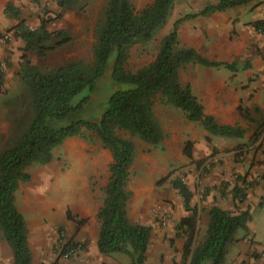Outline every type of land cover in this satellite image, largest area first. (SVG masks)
<instances>
[{
	"label": "trees",
	"instance_id": "16d2710c",
	"mask_svg": "<svg viewBox=\"0 0 264 264\" xmlns=\"http://www.w3.org/2000/svg\"><path fill=\"white\" fill-rule=\"evenodd\" d=\"M174 0H152L136 11L129 0H105L100 19L93 30L91 61L69 62L65 65L41 71L32 66L26 56L34 53L38 59L68 44L70 38L63 31L49 32L50 19H40L29 27L20 18V12L7 2L3 9L6 18L16 21L6 33L22 43L18 80L26 93L29 120L9 143L0 149V235L11 251L14 264H30V252L26 241L25 223L14 204V195L21 183L30 180L27 169L32 165H46L52 160V151L66 139L82 137V130L94 134L110 156L108 179L103 199L96 213L98 231L95 247L103 256L122 254L130 264H145L151 227L131 223L126 215L130 198L126 190L134 144L121 138L117 132L136 138L145 145L157 148L164 134L154 118L155 102L179 110L186 121L198 124L209 137L240 139L244 131L238 125H219L213 117L204 115L201 103L192 94L188 84L182 85L178 72L186 65L204 68H223L231 73L246 69L235 63L209 61L194 49L180 45L178 26L186 19L223 12L248 4L251 0H218L206 5L196 14H185L175 19L170 30L158 43L153 60L130 73L124 70L130 48L145 45L153 40L165 25ZM79 0H56L58 9L75 8ZM251 27L264 32V16ZM4 35L0 34V40ZM109 71V83L115 89L106 98L103 111L96 122L83 119L70 120L80 112L94 91L96 83ZM3 76L0 69V90ZM85 92V96L81 94ZM81 96V97H80ZM79 97V99H78ZM239 112V109H237ZM239 116L241 114H238ZM241 117V116H240ZM259 131L264 121L258 125ZM182 154L191 158V143L184 142ZM264 184V175L260 177ZM171 187L182 198L187 216L175 226L185 237L181 249V264H223L227 246L234 241L237 231H246L250 221L249 209L236 214L211 207L202 240L194 245L197 218L194 207L189 206L191 193L179 180ZM244 201L241 190L232 188V199ZM75 230L81 229L86 219L65 214ZM77 244V243H76ZM74 244H63V249Z\"/></svg>",
	"mask_w": 264,
	"mask_h": 264
},
{
	"label": "rangeland",
	"instance_id": "374dc122",
	"mask_svg": "<svg viewBox=\"0 0 264 264\" xmlns=\"http://www.w3.org/2000/svg\"><path fill=\"white\" fill-rule=\"evenodd\" d=\"M10 1L18 3L20 9H26L25 12L30 15L26 21L33 18L31 24L26 23L29 27H34L40 19H50L47 24L49 32L63 31L70 38L68 44L48 54L44 59H38L34 53H27L26 56L32 66L45 71L69 62L91 61L93 30L101 17L105 0H79L75 8L63 12L58 9L56 0H25V6L19 3L21 0ZM129 1L132 7L139 11L152 0ZM187 10L192 9L183 8L178 4L173 6L165 25L156 33L152 41L130 48L124 70L132 73L149 64L155 56L159 40L170 30L173 21ZM1 22L3 29L0 30V34L6 39L0 40V69L3 76L0 90V149L17 135L29 120L26 93L17 76L22 43L13 36L12 32L6 33L13 27L11 24L13 25L15 21L1 17L0 27ZM259 35L261 37L259 36L254 42L262 44L259 54L264 65V55H262L264 34ZM254 48L257 50L256 46ZM194 67L185 66L180 69L182 85L187 83L189 73ZM255 78L257 79V76ZM250 80L251 77H248V82ZM114 89L109 83L107 69L104 76L96 83L94 91L88 94V100L82 110L67 121L83 119L96 122L104 109L106 98ZM257 90L258 87L245 101H239L236 107L239 109V112L236 109L237 114H241V117L238 115L240 119L238 126L244 131L243 137L209 138L208 145L203 146L204 148L197 149L191 146L190 159L182 154L184 143L174 142L178 135L172 132V126L179 127V119L183 123L185 121L183 114L175 108L163 106L158 102L153 106L154 118L164 134V139L157 148L117 132L119 137L128 139L134 144L133 160L126 183V190L130 194L126 215L131 223L151 227L145 255L147 264H181V249L185 237L181 231H176L175 226L182 216H187V212L183 208L182 198L171 187V182L175 180H179L190 190L189 206L196 210L197 227L194 245L204 236L205 229L201 225V215L204 211L202 207L206 208V199L215 194L212 195L213 199L217 196L221 200H226L228 192L232 197L234 186L239 188L245 199L239 202L236 198L233 209L238 213L240 205L242 211L248 208L250 221L247 223V230L237 231L234 241L228 246L245 240L248 244L244 252L246 259L242 261L224 259L223 264H264V184L260 180L264 175V127L260 131L258 129V125L264 121V96L254 99L252 95ZM85 95V92L81 94V96ZM191 126L200 128L195 123ZM192 132L194 136H198L197 130L194 129ZM110 162L109 152L102 147L94 134L82 130V137L68 138L56 147L48 164L32 165L27 169L30 180L21 183L19 196L24 195L22 191L30 196L26 199L22 198L23 208L26 210L38 208V212L43 211V224H47L46 219L55 222L54 225H49L53 243L48 264L71 261L92 243L90 235L93 233L94 236L99 226L96 213L103 199ZM82 207L93 212V216L86 218V223L81 228L87 236L86 240L75 239L80 229L75 230L74 224L65 217L66 212L74 217V212L81 210ZM58 241L62 244L77 243L80 245V252L74 257L61 259L55 248ZM105 260L106 264H130L129 259L122 254L105 256Z\"/></svg>",
	"mask_w": 264,
	"mask_h": 264
},
{
	"label": "crops",
	"instance_id": "0c3cea01",
	"mask_svg": "<svg viewBox=\"0 0 264 264\" xmlns=\"http://www.w3.org/2000/svg\"><path fill=\"white\" fill-rule=\"evenodd\" d=\"M7 2L18 8L20 18L25 24L28 22L31 24L33 18L26 21L30 16L25 12L26 9H20L17 6L18 3L16 4L15 1L11 2L10 0H0V18L4 17L3 9ZM217 2L218 0H174L173 6L178 4L183 8L189 7L192 9L191 11L187 10L186 13L184 12L181 15L183 16L185 14H196L206 5H214ZM19 3L25 6L26 1L21 0ZM263 16L264 0H251L248 4L234 9L186 19L177 28L179 43L184 47L194 49L203 58L209 61L235 63L239 67L242 65L248 66L246 69L231 73L223 68L186 65L195 66L189 73L186 84L190 86L192 94L201 103L204 115L213 117L219 125L235 126L240 124V119L236 112L238 102L245 101L256 87H258V90L252 95L254 99L264 96V65L259 54L261 53L260 47L262 44L261 42H254L260 36L259 34H264V32H256L251 27L252 23L262 20ZM15 24L16 21L11 26H15ZM1 29H3L2 22ZM229 35H231V39H229ZM254 46L257 47V50ZM262 55H264V51H262ZM246 61L249 63H246ZM256 76L257 79L255 78ZM178 77L180 81L179 72ZM248 77H251L250 82H248ZM178 122H180L179 127L176 125L172 126V132H176L178 135L176 140H174L175 143L188 141L191 146L197 149L208 145L204 141L207 134L201 128L192 127V123L186 120L183 123L179 119ZM194 129L197 130L198 136H194L192 132ZM213 145L216 147L215 144ZM20 185H18L14 195V204L24 219L26 241L30 252V264H48L51 259V245L53 243V235L49 225H54L55 222L52 219H46L47 224H43V211L38 212V208H31L30 210L23 208L22 198L26 199L30 194L22 191L24 195L19 196ZM212 195L209 199H206V208L202 207L204 211H202L201 215V225H203L204 229L208 221V211L211 207H217L231 214H236L233 209V204L236 205V201L232 200L229 192L226 200H221L217 196L213 199ZM239 210L242 211L241 205ZM74 214L76 217L78 216V219H86L93 216V212L86 207L75 211ZM96 235L97 232L94 236L91 233L90 240L92 243L87 245L73 260L68 262L58 261V264H106L105 256L100 255L96 250ZM75 236V239L78 240L87 239L84 229H80ZM247 248L248 244L245 240L228 246L225 261L234 259L236 261L245 260L244 252H246ZM0 264H14L11 251L2 240L1 235ZM145 264H147V258Z\"/></svg>",
	"mask_w": 264,
	"mask_h": 264
},
{
	"label": "built area",
	"instance_id": "2783aa9c",
	"mask_svg": "<svg viewBox=\"0 0 264 264\" xmlns=\"http://www.w3.org/2000/svg\"><path fill=\"white\" fill-rule=\"evenodd\" d=\"M4 39H6L5 36ZM62 247L63 244L61 243V241H58L55 245V248L58 250V256L61 259H68L74 257L80 252V245L76 243H74L73 246L67 247L65 249H63Z\"/></svg>",
	"mask_w": 264,
	"mask_h": 264
}]
</instances>
